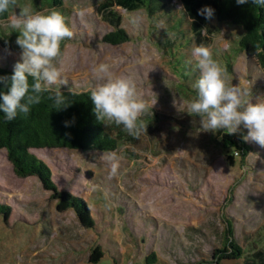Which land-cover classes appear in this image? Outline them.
I'll use <instances>...</instances> for the list:
<instances>
[{"label":"rangeland","instance_id":"rangeland-1","mask_svg":"<svg viewBox=\"0 0 264 264\" xmlns=\"http://www.w3.org/2000/svg\"><path fill=\"white\" fill-rule=\"evenodd\" d=\"M61 1V13L74 32L61 43L58 66L67 80L61 90H90L97 84L93 67L108 62L115 75L133 77L140 94L157 102L153 113L142 117L147 133L134 141L124 139L117 149L124 154L117 176L110 175L108 152L31 151L50 169L58 192L87 203L92 228L82 227L72 209L58 212L52 192L36 176H17L6 151L0 150V205L11 212L7 219L0 214V264H90L96 246L103 251L98 264H148L145 259L153 254L152 264H211L214 250L221 247L226 219L233 223L237 245L247 248L258 240L261 246L264 147L246 141L250 153L243 163L238 156L230 166L228 153L214 143L215 132L203 131L200 118L185 112L194 97L190 77L196 71L199 75L189 63L196 45L186 32L187 22L182 20L180 27L186 40L179 44L174 39L180 46L169 56L162 46L174 34L166 19L148 18L142 9H114L129 40L111 46L102 42L113 31L97 12L102 0ZM24 7L49 9L43 0H17L9 21ZM175 9L174 17L180 19V6ZM130 14L141 17L139 29L128 23ZM210 25L215 31L206 46L229 83L251 89L253 102L264 101V70L236 50L241 29L214 20ZM18 35L13 30L7 33L12 40L0 38L6 46L0 45V67L14 70L22 51L16 44Z\"/></svg>","mask_w":264,"mask_h":264},{"label":"trees","instance_id":"trees-1","mask_svg":"<svg viewBox=\"0 0 264 264\" xmlns=\"http://www.w3.org/2000/svg\"><path fill=\"white\" fill-rule=\"evenodd\" d=\"M43 2L50 10L59 9L61 12V0H43ZM177 4L181 8L180 19L174 17ZM205 5L215 9L211 19H205L197 14V10ZM117 8L129 13L142 9L148 18H161L166 19L167 23L171 22L169 29L173 31L174 38L171 41L166 39L162 46L168 50L169 56L180 46L177 43L181 44L183 40H186V34L180 31L182 20L187 22L186 32L191 34L196 46L210 44L215 31L210 25L213 20L239 27L241 34L236 41L238 43L236 50L242 51L248 60L254 61L260 69L264 70V8H258L251 3L240 5L236 3V0H102L97 12L113 30L104 35L102 42L111 46L129 40L126 32L120 27L122 17L114 10ZM10 10L4 16H0V38L8 40L12 39L7 36V33L13 32L9 24ZM174 39L179 42L175 43ZM0 45L6 47L1 42ZM13 71L10 68L0 67V76L10 78ZM198 77L197 71L193 76L191 75L192 85ZM29 82H32L31 79ZM61 91L71 101L66 109L54 108L52 101L48 99V93H45L41 103L32 106L31 112L27 115L21 114L15 120L8 122L0 114V150L6 151V157L17 176H36L44 188L52 192V198L57 201L58 212L72 209L82 227L92 228L94 220L87 203L68 192H58L51 182L50 169L31 151L63 149L85 154L105 153L117 150L124 139L134 141L135 138L129 137L123 126L97 120L89 90L81 92L71 90L78 93L77 95H73L70 90ZM191 91L195 96V89ZM73 118H75L74 123L65 126V121H72ZM214 141L218 147L228 153L226 161L230 166L236 164L238 156L239 163H243L251 151L242 133L228 135L223 130H218L215 132ZM0 214L4 219L9 218L11 214L9 207L0 205ZM232 225V221L226 219L223 241L221 247L214 250L211 264H222L234 260L241 261V264H264V242L258 246V240L251 241L247 248L240 247L234 238ZM262 229L264 230V225ZM102 254L103 251L96 246L92 250L90 264H98L103 258ZM153 260L154 254L145 259L148 264H152Z\"/></svg>","mask_w":264,"mask_h":264},{"label":"clouds","instance_id":"clouds-1","mask_svg":"<svg viewBox=\"0 0 264 264\" xmlns=\"http://www.w3.org/2000/svg\"><path fill=\"white\" fill-rule=\"evenodd\" d=\"M236 3L264 8V0H236ZM16 7L17 0H0V16ZM214 13L215 9L208 5L197 10V14L205 19H211ZM78 14L84 13L79 11ZM127 20L137 29L142 23L141 17L135 14H130ZM10 27L19 33L16 44L22 51L11 77L0 76V114L3 119L11 122L21 114H29L32 106L41 103L45 93L54 108L69 107L71 101L61 91L67 80L58 66L62 41L74 36L65 16L55 9L32 11L30 7H24L11 18ZM189 63L198 70L199 77L193 84L195 96L187 101L185 112L200 118L203 131L223 130L228 135H235L243 126L247 129L243 139L264 147V101L253 102L251 89L229 83L224 68L209 46L201 44L192 48ZM92 75L97 84L89 91L97 120L123 126L134 138L147 133L142 117L153 113L157 100L145 99L133 77L115 75L111 63L96 64ZM74 119L65 121V126L74 123ZM105 159L110 165L111 176L121 174L123 150H111Z\"/></svg>","mask_w":264,"mask_h":264}]
</instances>
